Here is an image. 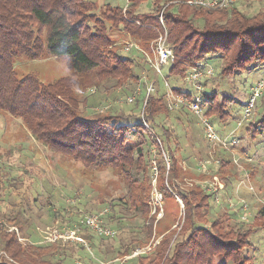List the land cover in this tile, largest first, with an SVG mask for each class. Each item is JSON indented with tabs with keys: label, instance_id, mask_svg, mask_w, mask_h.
Masks as SVG:
<instances>
[{
	"label": "trees",
	"instance_id": "obj_1",
	"mask_svg": "<svg viewBox=\"0 0 264 264\" xmlns=\"http://www.w3.org/2000/svg\"><path fill=\"white\" fill-rule=\"evenodd\" d=\"M154 1L162 2L161 7L171 4L169 10L167 6L162 12L163 21H159L158 15L156 18L140 17L133 13L135 0H127L129 8L126 9L106 4L101 15L94 13V4L87 0H0V110L20 118L30 127L34 137L51 150L74 161L118 169L120 178L126 184V193L121 197L110 194L111 198L99 202L108 210L104 224L107 226L106 220L110 224L116 220L115 228L119 230L124 226V219L130 221L140 217L143 223L137 231L139 235L129 241V246L120 245L122 239H119L118 247L123 250H118L114 258H124L164 234L150 252L127 260L137 261L136 264H254L247 248L251 245V233L264 229V205L248 221V226H253L255 222L259 224L251 228L254 231L240 237L236 234L232 236L228 230L220 236L217 229L235 225L230 223L227 212L222 213V219H208V213L213 209L212 194L201 188L182 189L176 194L175 181L168 183L167 187L161 180L157 191L164 200L163 214L155 224L158 236L156 233L153 235L155 216L150 215L148 205L151 160L156 161L158 173L163 175V153H167L171 163L168 172L171 180L178 173L176 151L179 145L176 137L170 127L159 124L155 118L157 114L167 116L170 113L163 104V93L148 97L142 116L125 112L100 114L84 104L87 84L83 85V82L90 72H94L96 78L94 86L100 103L102 98H108L118 88H124L127 80L136 83L140 78L134 71L137 64L135 57L121 54V47L111 36L110 32L116 28L136 38L146 48L147 40L155 38L165 29L167 44L174 56L166 78L175 76L182 79L189 68L205 69L208 67L206 63L212 61L216 67L220 62L218 75L226 80L251 67L264 66V12L246 17L235 7L228 9L188 3L192 0H176L175 3H172L174 0ZM194 24L201 25L199 35L203 39L191 43ZM242 35L249 38L247 44L235 42V38ZM16 55L28 59L44 55L67 56L73 71L72 78L63 77L52 83H42L31 75L18 78L13 67ZM208 82L209 79H206L203 89L198 91L199 103L205 116L224 123L231 116L228 108L234 99L220 94L212 82L211 86L207 85ZM204 88L209 90L204 91ZM171 89L177 94L194 96L192 92H183L177 84H173ZM140 102H144L143 97L135 101L139 109ZM154 126L159 127L160 135L151 133ZM242 126H245L249 137L259 135L264 138V111L255 121L245 122ZM171 142L173 149L169 146ZM226 154L220 160L223 167L232 163ZM227 178L225 176L222 180L225 182ZM224 186L226 188V183ZM166 199L171 201L166 203ZM222 201L229 210L223 197ZM18 216L21 228L20 212ZM72 220L70 214L58 213H54L52 219L60 231L69 227ZM13 222L16 224L17 218ZM83 232L87 244L103 257L106 249L102 245L106 238L94 236L85 227ZM0 234L4 241L2 250L9 253L12 239H6L4 229L0 228ZM20 248L23 250L22 246ZM29 248L36 251L30 254L34 257L45 255L50 258L48 264H59L75 250H85L81 243H60L57 240L46 246ZM17 251L12 250L10 256L18 258Z\"/></svg>",
	"mask_w": 264,
	"mask_h": 264
},
{
	"label": "rangeland",
	"instance_id": "obj_2",
	"mask_svg": "<svg viewBox=\"0 0 264 264\" xmlns=\"http://www.w3.org/2000/svg\"><path fill=\"white\" fill-rule=\"evenodd\" d=\"M87 1L94 4L93 11L96 15H101L104 12L106 4L120 6L121 9H126L129 6L127 0ZM206 1L213 2L214 0ZM175 2L177 1H172V3ZM160 3L154 0H135L133 13L140 17L158 15L159 21H163L162 12L167 6L169 10L171 4L167 5L166 3L161 7L162 4ZM234 7L242 15L253 17L264 12V0H234L233 3L227 5L228 9ZM194 25L192 31L194 36L191 43L203 39L199 35L202 32L201 25ZM110 33L113 38H116L115 44L117 43L121 47V51H119L121 54L135 57L137 64L134 71L138 73L140 78L136 83L127 80L124 88H118L108 98H102L100 103L98 101L99 93H96L94 86L96 82L94 72H90L86 81L85 76L81 75L84 78L83 85L87 84L86 89H84V96L87 100L84 104H88V107L100 114L112 115V113L125 112L138 113L142 116L148 97L156 93H163V104L166 105L170 113L167 116L157 114L155 118L159 124L168 126L173 130L179 145V149L176 151L178 173L174 180H171L168 175L171 163L167 153H163L165 162L163 175L158 173L156 161L151 160L152 168L149 174L151 191L148 205L150 215L154 214L153 216H155V221L152 224L153 235L156 233L158 236L157 225L155 224L163 214L164 200L162 195L160 206L155 205V211L152 212L154 194L158 192L157 189L162 182L161 180L163 183L165 182L167 187H169L168 183L175 181L176 194L182 189L190 188H201L207 192V188L211 184L221 187L226 183V188L221 191V196L226 201L227 198H230L236 202L235 207L227 210L223 206L224 200L220 204L213 200V202L211 201L213 209L209 211L208 219H222L223 212L229 214L230 223L235 226H228V229H217L220 231V236H224L228 230L231 231L232 236L236 234L240 237L254 231L251 228L257 227L259 224L256 222L253 226L247 224L256 210L264 204V138L259 135L255 138L249 137L245 132V126H237V121L251 96L252 89L257 87L258 82L264 78V66L251 67L248 71L235 73L226 80L221 79L218 75L219 68L217 67L220 62L217 63L216 67L212 61L206 63V66L211 68L210 74L203 72L193 78L190 76L193 72L189 68L182 79L175 76L170 79L166 78L165 75L174 62V58L166 64L158 60L155 49H153L154 37V39L150 37L147 40L148 47L146 48L141 45L142 42L129 36L126 32L117 31V28ZM244 37L242 35L240 38H235V42L242 41V44H247L249 38L244 39ZM13 67L18 78L31 75L42 83H52L63 77L71 79L73 74L67 56L44 55L37 59H28L22 55H16L13 59ZM206 79H209L207 85L211 86L212 82V86L220 94L229 95L234 99L228 108L231 116L226 122L220 123L216 119H210L207 116L206 118L218 137H228L235 140V146L229 145L224 148L220 146V143L210 142L206 138L205 126L201 118L185 104L176 103L179 94L172 91L171 86L173 84L179 85L183 92H192L194 96L199 97L198 91L203 89V83ZM207 90L209 88H204V91ZM114 95L116 97L112 99ZM142 97L144 102H140L139 109L135 101L141 100ZM263 111L264 86L255 100L248 121L245 122L255 121ZM99 116L101 117V115ZM153 132L157 135L161 134V130L157 126L152 128L151 133ZM169 146L173 149L172 142ZM226 153H228L232 163L229 162L227 166L223 167L220 160L222 157H226ZM218 170L220 174H218ZM225 176L228 178L224 182L222 179ZM126 189V184L120 178L118 169L112 170L96 167L90 163L74 161L68 156L53 151L38 141L30 127L20 118L0 110V228L6 230V239H12L11 249L8 252L11 253L12 250L18 249L16 256L20 258H12L9 253L4 252L2 250L4 241L0 238V264H48L50 258L48 259L45 255L38 258L30 255L36 251L29 247L46 246L53 243V241L49 242L46 236L54 229L60 231L52 221L54 213L70 214L73 220L66 230L76 229L77 235L84 238V227L79 225L78 221L86 215L100 214L104 224L108 217V210L99 202L104 198H111L108 196L110 194L121 197L126 193ZM158 193L160 194V192ZM166 200V203L171 201V199ZM242 201L248 206L249 216L248 221L245 222L241 221L243 214L242 210L238 208ZM18 212L22 216L20 218L21 228L18 226ZM14 218H17L16 224L13 222ZM115 223L116 220L113 224L106 220L107 226L116 231ZM122 223L124 226L119 228L113 237H104L106 239L103 241L102 247L106 249V253H102L103 257L86 242L81 243L85 246V250H75L74 248V253L69 254V257L61 260L62 262L59 264H136L137 261L131 262L127 259L150 252L164 235L156 237L154 241L151 240L150 243L148 242L149 244L134 250L124 258H114L118 250H123L121 246L118 247L119 239H122L120 245L129 246V241L139 235L137 231L143 222L140 217H135L130 221L124 219ZM223 224L226 226V223ZM179 229L180 225L177 227V230ZM93 234L96 237H102ZM57 241L80 244L76 240L57 239ZM250 243L251 245L247 248L248 255L254 258V264H264V229L251 233ZM20 246L23 247V250Z\"/></svg>",
	"mask_w": 264,
	"mask_h": 264
},
{
	"label": "built area",
	"instance_id": "obj_3",
	"mask_svg": "<svg viewBox=\"0 0 264 264\" xmlns=\"http://www.w3.org/2000/svg\"><path fill=\"white\" fill-rule=\"evenodd\" d=\"M234 0H214L213 2H208L206 0H193V1H188V3H196L204 6H209V7H227V5L233 3ZM161 20V19H160ZM153 49H155V53L157 54L158 60L163 63H169L173 60V52L170 47L167 45V40H166V30L164 29L163 32L158 33V35L154 39V45ZM191 72L189 73L191 77L196 78L200 73H205V74H210L211 73V68L206 67L205 69H199L197 67L191 68ZM264 86V78H262L258 84L257 87L252 89L251 96L248 99L247 104L245 105L242 115L237 121V126H241L242 123L245 121H248L249 116L252 112L254 103L256 98L259 96L260 91L262 87ZM180 95V96H179ZM178 98L176 100V103H183L185 104L188 108H190L199 118H201L202 123L205 126V131H206V138L212 142V143H220L221 147L227 148L229 145H235L236 141L233 139H229L228 137H218L216 133L213 131L211 124L208 122L209 120L206 118L204 115V110L202 106L199 103V97L193 96V97H188L185 94H179ZM225 189L224 184L221 185V187H217V185H212L207 188V192L212 194V198L215 202L220 203L222 200L221 196V191ZM161 202V194L158 192H155L154 194V199H153V208L152 212L155 211V205L160 206ZM228 202V208L233 209L235 207L236 202H233L230 198H227ZM264 205V204H263ZM239 209L242 210L241 215V221H248V206L245 204V202L242 201V204L238 206ZM79 225L82 227L88 228L91 230L93 233L100 235L102 237H113L116 233V231L110 227H107L103 224V221L101 219L100 214H91V215H86L82 217L78 221ZM77 223V224H78ZM46 239L51 242L55 241L57 239H63V240H76L79 241L80 243H86L84 238L81 236L77 235V230L76 229H64L62 231H57L54 229V231H50L49 234L46 236Z\"/></svg>",
	"mask_w": 264,
	"mask_h": 264
}]
</instances>
